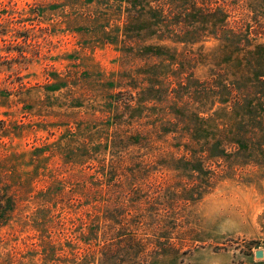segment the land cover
I'll list each match as a JSON object with an SVG mask.
<instances>
[{
  "label": "rangeland",
  "instance_id": "374dc122",
  "mask_svg": "<svg viewBox=\"0 0 264 264\" xmlns=\"http://www.w3.org/2000/svg\"><path fill=\"white\" fill-rule=\"evenodd\" d=\"M0 264H264V0H0Z\"/></svg>",
  "mask_w": 264,
  "mask_h": 264
},
{
  "label": "water",
  "instance_id": "95a60500",
  "mask_svg": "<svg viewBox=\"0 0 264 264\" xmlns=\"http://www.w3.org/2000/svg\"><path fill=\"white\" fill-rule=\"evenodd\" d=\"M255 256L256 257H262L263 256V252L261 250H258L255 252Z\"/></svg>",
  "mask_w": 264,
  "mask_h": 264
}]
</instances>
